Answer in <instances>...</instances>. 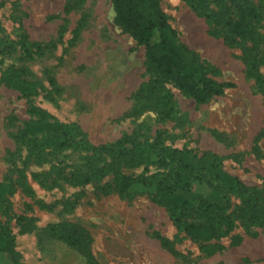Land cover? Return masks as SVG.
I'll use <instances>...</instances> for the list:
<instances>
[{
  "label": "rangeland",
  "instance_id": "obj_1",
  "mask_svg": "<svg viewBox=\"0 0 264 264\" xmlns=\"http://www.w3.org/2000/svg\"><path fill=\"white\" fill-rule=\"evenodd\" d=\"M248 1L262 14L257 29L264 31V0ZM159 3L185 55L203 65L206 76L232 87L197 103L163 82L170 108L146 106L144 98H135L153 78L144 47L115 24L110 0H0V43L4 35L15 48L0 44V75L8 67L24 68L23 78L37 89L23 96L0 83V231L8 229L18 264H84L48 231L52 223L83 225L99 264H264V224L237 220L219 239L195 241L150 195L119 193L114 172L105 166L111 162L107 155L76 145L32 147L18 137L24 121L45 113L72 124L85 145L121 138L128 149L154 144L162 153L158 163L167 164L112 163L130 178L165 172L182 154L185 163H217L260 188L264 91L246 75L243 60L252 43L227 44L185 0ZM18 33L27 34L29 44H40V52L32 48L30 57L22 54ZM257 72L264 80V51ZM187 195L218 201L205 181H192ZM234 236L239 243H233ZM0 264H7L2 254Z\"/></svg>",
  "mask_w": 264,
  "mask_h": 264
},
{
  "label": "trees",
  "instance_id": "obj_2",
  "mask_svg": "<svg viewBox=\"0 0 264 264\" xmlns=\"http://www.w3.org/2000/svg\"><path fill=\"white\" fill-rule=\"evenodd\" d=\"M110 1L115 24L144 47L145 64L153 74V78L135 94L136 100L144 98L146 106L170 108V93L163 82L172 83L197 103L221 95L234 85L206 76L204 66L185 55L159 0ZM185 1L191 8L201 10L213 30L211 32L220 35L227 44L252 43L243 52L245 72L264 91V80L257 72L258 61L264 51V31L257 29L262 19L259 10L248 0ZM1 38V46L15 49L7 36L2 35ZM18 39L16 48L25 56H31L32 48L40 52L41 45L29 44L27 34L18 33ZM25 72L24 68L8 67L0 75V83L18 90L23 96L33 95L37 89L23 78ZM39 116L37 121L23 122L18 135L21 140L32 147L64 149L76 145L92 155H107L111 162L105 166L114 172L119 193L150 195L153 201L165 207L177 228L195 241L202 243L219 239L236 227L237 220L248 225L264 224V184L260 188L248 186L223 171L217 163L205 166L185 163L182 154L177 159L179 163H173L165 172L130 178L114 169L112 163L116 161L124 166L143 168L167 164L158 163L163 161L162 153L154 150V144L128 149L121 147L127 142L126 138H121L112 143L85 145L83 140L75 138L76 128L72 124L58 122L45 113H39ZM99 172L102 173V167ZM192 181H205L218 201L213 203L201 196L189 197L187 194ZM230 206L234 207L229 210ZM48 231L83 257L84 264H99L90 252L91 234L83 225L52 223ZM239 241L240 237L234 236L233 243ZM0 254L4 255L7 264H18L8 229L0 231Z\"/></svg>",
  "mask_w": 264,
  "mask_h": 264
}]
</instances>
